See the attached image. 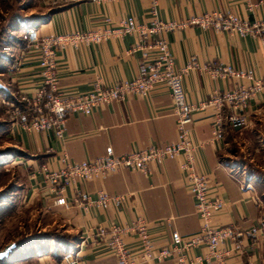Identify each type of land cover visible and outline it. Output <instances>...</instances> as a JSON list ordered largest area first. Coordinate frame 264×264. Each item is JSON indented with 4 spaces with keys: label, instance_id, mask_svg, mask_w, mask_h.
Wrapping results in <instances>:
<instances>
[{
    "label": "crops",
    "instance_id": "1",
    "mask_svg": "<svg viewBox=\"0 0 264 264\" xmlns=\"http://www.w3.org/2000/svg\"><path fill=\"white\" fill-rule=\"evenodd\" d=\"M152 7V0H32L21 18H16L14 13L2 20L7 22L0 30L3 38L0 47V169L16 168L19 176L16 179L13 175L7 182L0 183V218L9 213L15 216L19 206L45 214L47 221L41 230L55 225L67 233L68 248H80L82 264L116 262V257L95 240V229L99 226L130 224L140 217L146 221L156 247L167 246L174 232L185 240L199 231L194 201L180 168L181 156L165 159L161 164H149L148 174L122 170L104 179L78 184L81 191L91 195L104 191L110 196H124L119 207L109 205L83 210L71 203L67 208L56 206L50 185L38 171L43 163L51 170L61 168L63 155L73 162H81L101 157L108 148L122 155L150 145L175 142L172 101L168 89L160 85L147 97L128 95L123 100L102 105L90 115L70 114L61 141L47 131H25L12 116V110L16 108V98L32 97L41 82L39 56L26 46V34L29 29L36 30L40 37L94 30L113 26L127 17L148 25L154 19ZM156 9L162 21H184L207 11L225 9L244 19L253 17L246 9L245 0H157ZM254 15L264 20V6H259ZM160 36L168 43L178 66L190 62L199 67L221 63L238 70L251 69L257 78L264 79V42L256 38L231 36L198 26L163 31ZM140 42V36L132 33L97 45L58 50L55 53L58 87L65 95H72L88 92L96 80L107 85L131 80L143 59L139 51L130 50ZM240 86L248 87L249 82L235 78L212 79L198 69L187 71L182 80L186 101L194 106L203 104L193 112L187 126L190 139L197 145L195 168L218 185L210 192L225 203L224 208L214 214L213 224L242 230L261 228L255 238L243 241L242 252L229 258L226 264H264V88L240 111L246 118L242 128L229 125V104L223 101L219 107L214 102L215 98ZM217 116H221L222 121L215 136ZM65 196L71 202L73 191L66 189ZM124 240L129 246H136L133 238ZM48 242L46 250L39 247L35 252L36 261L62 264L56 254L57 247L62 246L55 240ZM9 243L16 246L11 239L0 250ZM187 254L190 258L203 257L207 250L197 246ZM8 256L14 257L13 250Z\"/></svg>",
    "mask_w": 264,
    "mask_h": 264
},
{
    "label": "built area",
    "instance_id": "2",
    "mask_svg": "<svg viewBox=\"0 0 264 264\" xmlns=\"http://www.w3.org/2000/svg\"><path fill=\"white\" fill-rule=\"evenodd\" d=\"M157 0H152L153 21L146 25L136 23L132 17L120 20L113 26L94 30L74 31L63 34L40 37L34 29L26 34V46L37 52L41 69V82L32 97H22L24 108L12 110L21 128L25 131H47L61 141L64 135L66 120L70 114L90 115L94 110L113 100H123L128 95L147 97L156 86H165L172 101L173 115L176 120V141L163 146L150 145L146 148L133 150L129 153L116 155L108 148L101 156L93 160L73 162L66 155L60 158L61 168L51 170L46 163L39 166L38 171L50 185L55 197L54 204L67 208L70 203L83 210L89 208H106L109 205L119 207L124 196H110L104 191L95 195L81 191L78 184L104 179L122 170L149 173V164H161L165 159L181 156L183 161L181 171L186 178L188 191L194 201L195 213L200 222L199 231L188 239H182L177 233H172L167 246L156 247L152 240L146 221L140 217L130 224H111L108 227L95 229V240L110 254L116 257L115 264H142L171 260L173 264H226L232 256L243 250V241L252 240L260 227L247 230L235 226H215L213 216L221 211L225 203L221 197L212 194L210 179L196 170L194 152L197 145L192 142L187 129L192 120V114L200 106H194L186 101L182 80L189 70L204 71L212 79L235 78L249 82L248 87L240 86L230 92L215 98L220 107L221 102L230 105L231 114L228 123L232 128H242L246 118L240 111L247 108L249 100L255 93L264 88V79L257 78L251 69L238 70L231 65L210 63L199 67L190 62L178 66L170 52L168 43L160 36L163 31H173L186 26H198L202 30L226 33L239 37H252L264 42V20L256 17L255 10L264 6V2L252 3L245 0L246 9L253 15L251 20L241 18L229 9L212 10L199 16L189 17L184 21H162L157 16ZM137 33L141 42L135 44L130 52L139 51L142 62L137 74L131 80H123L112 84H103L96 80L91 90L85 93L65 95L57 85L55 53L58 50L71 47L77 49L83 45H97L113 37ZM154 54L152 57L150 54ZM221 116L214 122V135L219 132ZM73 191L69 202L65 190ZM125 237L135 240L136 246L131 247L125 242ZM197 246H204L207 254L203 257L190 258L188 251ZM62 264H82L80 248H70L62 257Z\"/></svg>",
    "mask_w": 264,
    "mask_h": 264
},
{
    "label": "rangeland",
    "instance_id": "3",
    "mask_svg": "<svg viewBox=\"0 0 264 264\" xmlns=\"http://www.w3.org/2000/svg\"><path fill=\"white\" fill-rule=\"evenodd\" d=\"M31 3L32 0H0V30L7 22V20L4 23L2 22L4 17H11L15 13L16 18H21L22 14H24L23 11ZM23 108V102L16 98V109L21 110ZM9 168L10 170L8 171L0 169V183L7 182L13 175L16 176V179L18 178V170L13 167ZM11 215L12 213L5 214L3 219H1L2 217L0 218L2 220L0 222V248L6 241L15 240L14 257H9L8 254L0 259V264H40L38 263L39 261H36L37 254H35L39 247L42 250H46L49 240H69L67 233L55 225L41 230L45 227L44 225L47 221L45 214L33 211L29 207L19 206L16 208V215L13 217ZM8 218L10 220L6 222Z\"/></svg>",
    "mask_w": 264,
    "mask_h": 264
},
{
    "label": "trees",
    "instance_id": "4",
    "mask_svg": "<svg viewBox=\"0 0 264 264\" xmlns=\"http://www.w3.org/2000/svg\"><path fill=\"white\" fill-rule=\"evenodd\" d=\"M3 38L0 36V47H1V42H2ZM56 243H59L62 248H60V246L57 247V258L59 261L62 260V257L64 256V254L68 251V240H63V239H56L55 240Z\"/></svg>",
    "mask_w": 264,
    "mask_h": 264
},
{
    "label": "water",
    "instance_id": "5",
    "mask_svg": "<svg viewBox=\"0 0 264 264\" xmlns=\"http://www.w3.org/2000/svg\"><path fill=\"white\" fill-rule=\"evenodd\" d=\"M15 247L14 243H9L5 245L1 250H0V259L6 257Z\"/></svg>",
    "mask_w": 264,
    "mask_h": 264
}]
</instances>
